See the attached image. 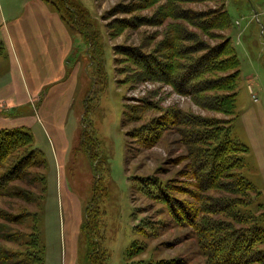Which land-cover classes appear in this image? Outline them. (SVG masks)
Instances as JSON below:
<instances>
[{"label": "rangeland", "instance_id": "1", "mask_svg": "<svg viewBox=\"0 0 264 264\" xmlns=\"http://www.w3.org/2000/svg\"><path fill=\"white\" fill-rule=\"evenodd\" d=\"M15 1L10 0V3ZM43 1L54 10L59 5L54 3L55 0ZM65 1L79 10L75 26L79 29L70 28L76 32H73V55L69 62L73 64L70 65L72 68L76 66L79 70V82L68 113L63 112L68 114V119L61 129L66 132L64 135L72 145L69 149L65 148L61 167H57L58 163L56 166L57 151L49 148L55 141L57 131L52 119L56 112L55 105L50 114L46 106L44 114L48 125L39 127L48 131V138L43 134L33 135L35 148L43 152L46 177L45 198L38 220L40 236L45 244L44 264H89L87 256L93 252L90 233L81 227L96 179L106 188V196L99 207L100 218L94 229L95 239L100 242L99 259L104 260L102 264H126L125 252L133 241L136 247H142L139 253L134 251L138 264H203L193 231L177 226L164 202L159 198H149L139 190V181L145 177L153 178L149 180L151 183L170 181L180 189L202 197L225 195L202 194L192 188V181L186 177L189 169L188 148L181 143L180 128L175 125L176 122H172L175 126L166 124L153 144H147L144 132H148L152 120L164 118L171 112L193 114L200 119L232 120L233 136L248 147L242 174L260 192L258 200L264 208V167L260 166L259 148L254 145L264 134V0L214 2L216 6L224 5L231 22L226 30L215 32L229 36L240 63L236 105L231 116L201 110L188 97L176 93L167 82L150 81L135 61V57L145 60L137 56L139 52L150 57H155L159 51L164 53L159 44L171 30L169 25L181 23L173 15V18L166 16L164 0ZM0 3L3 9H7L5 0H0ZM210 7L213 4L209 2L199 5L183 3L181 6L204 13ZM255 13L258 14L257 19ZM193 28L190 24L187 26V29L196 32ZM201 39L207 38L202 35ZM9 70V62L2 60L0 75L7 76ZM3 84L0 82V93H3ZM40 105L36 100L26 107L34 110L35 117L43 125L44 114L39 108L44 106ZM10 109L7 104H0V111H3L0 118L19 114L18 108L14 113ZM0 122L2 128L7 126L3 120ZM257 122L260 123L258 138L254 132ZM193 128L186 130L187 136L183 139L188 140V135L196 131ZM28 130L34 134V129ZM83 130L96 144L99 156L95 163L96 175L86 152H74ZM143 134L145 139L142 142ZM191 148L194 151L200 149L197 146ZM261 160L264 162L263 157ZM13 185L14 191L18 187L33 189L24 182ZM33 192L39 196L43 191ZM166 196L171 200L193 202L183 192ZM20 203L23 202L5 197L0 199V209L15 213ZM37 205L38 202L30 208L35 209ZM249 211L253 210L249 208L247 213ZM259 211H256L258 216L261 215ZM260 223L264 225V215L260 216ZM6 228L29 233L23 226L12 223H6ZM1 237L0 243L4 247L19 248V240L6 239L5 234Z\"/></svg>", "mask_w": 264, "mask_h": 264}, {"label": "trees", "instance_id": "2", "mask_svg": "<svg viewBox=\"0 0 264 264\" xmlns=\"http://www.w3.org/2000/svg\"><path fill=\"white\" fill-rule=\"evenodd\" d=\"M164 1L166 16H175L181 23L169 25L171 30L159 44L164 53L159 51L157 55L154 54L155 57H150L139 52L137 56L145 60L135 57V61L150 81L167 82L176 93L188 97L201 110L231 116L236 105L240 63L229 36L217 35L215 32L231 26L227 10L223 4L214 5L217 0ZM204 2L213 4L205 13L181 8L183 3L199 5ZM54 3L59 4L55 10L62 21L69 28L77 26L78 8L65 0H55ZM189 24L196 32L187 29ZM202 35L207 39L202 40ZM179 60L184 62H178ZM151 122L153 123L148 132H144L147 144H153L158 139L166 124L176 122L175 125L180 128L178 132L182 138L181 143L188 148L189 169L186 177L192 181V188L202 194L225 196L213 194L212 197H202L182 190L170 181L151 183L149 180L153 178L146 177L139 181V190L149 198H159L177 226L188 227L193 231L203 264H264V247H259L264 245V225L260 223L264 208L258 200L260 192L242 174L248 147L233 136L232 120L225 122L211 117L200 119L193 114L171 112L164 118L158 117ZM172 125L175 126L174 123ZM192 126L197 132H191L188 140L183 139L187 136L186 130ZM79 139L74 152H86L96 175L95 163L99 159L96 144L85 130ZM192 146L200 149L194 151ZM44 170L42 153L34 147L33 136L27 128L0 129V199L6 197L23 202L16 206L15 213L0 209V238L5 234L6 239L19 240V248L15 249L5 248L0 243V264H44L45 244L38 229L46 189ZM15 182H24L33 189L18 187L14 191ZM40 189L43 192L39 196L33 192ZM176 192H183L198 204L194 205L186 200H171L166 196ZM105 196L104 184L96 179L81 227L83 231L90 233L93 252L87 256L89 264L104 262L99 259L100 242L95 239L94 229L99 221V207ZM36 202L37 207L31 209L30 206ZM249 208L253 211L247 213ZM258 209L260 216L256 212ZM6 223L21 225L29 233L8 230ZM135 243L133 241L125 252L126 264H138L134 259V251L139 253L142 247H136Z\"/></svg>", "mask_w": 264, "mask_h": 264}, {"label": "crops", "instance_id": "3", "mask_svg": "<svg viewBox=\"0 0 264 264\" xmlns=\"http://www.w3.org/2000/svg\"><path fill=\"white\" fill-rule=\"evenodd\" d=\"M5 1L7 9H3L0 3V65L2 60L5 63L9 62L10 70L7 76L0 75V82L4 83L3 93H0V104H7L11 108L9 111L13 113L18 108L19 114L11 118L1 117L0 120L7 124L3 126L4 128L34 129L32 130L34 134L31 132L32 136L43 134L48 138V131L45 128L40 130L39 127L48 125L44 114L46 106L48 105L50 114L55 105L56 112L52 119L56 123L57 131L55 141L49 148L51 151H57L56 166L58 163L57 167H61L60 162L66 153L65 148L69 149L72 145L64 135L66 132H62L61 128L68 119V109L73 103V94L79 82V70L76 66L72 68L70 66L72 63L69 64L73 55L75 31H72L56 10L43 0H17L13 3H10V0ZM36 100L44 106L39 108L44 114L43 125L38 117H35L34 110L26 107ZM35 124L39 126L35 127ZM71 125L73 126L72 121ZM259 127L260 123L257 122L254 131L256 138L259 136ZM4 128L0 126V129ZM33 142L35 147V136ZM262 143L264 134L254 142L259 148L260 166L264 167L261 160L262 157L264 159Z\"/></svg>", "mask_w": 264, "mask_h": 264}]
</instances>
